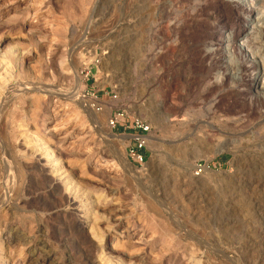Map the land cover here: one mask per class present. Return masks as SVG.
Returning <instances> with one entry per match:
<instances>
[{
    "label": "rangeland",
    "instance_id": "374dc122",
    "mask_svg": "<svg viewBox=\"0 0 264 264\" xmlns=\"http://www.w3.org/2000/svg\"><path fill=\"white\" fill-rule=\"evenodd\" d=\"M241 1L239 20L230 0H0V264H264V83L245 70L264 76V0ZM243 34L259 65L231 50ZM97 54L101 111L79 77ZM114 93L155 126L142 166Z\"/></svg>",
    "mask_w": 264,
    "mask_h": 264
},
{
    "label": "built area",
    "instance_id": "2783aa9c",
    "mask_svg": "<svg viewBox=\"0 0 264 264\" xmlns=\"http://www.w3.org/2000/svg\"><path fill=\"white\" fill-rule=\"evenodd\" d=\"M102 66V58L98 54L93 58L89 63H85L80 71L79 77L81 82L84 83V86L88 88L91 86V91H86L85 93L94 94V82L96 80V74L100 71ZM245 68L246 71H250V76L253 80L254 88H257L258 84L264 83V76L259 66ZM235 78H239V71H235ZM242 77V76H241ZM263 87H261L262 89ZM86 97V95H83ZM97 101L92 105L93 109L96 111H101L103 109V104L106 103V100L101 99L98 95H93ZM109 101L115 102L112 105L111 113L108 117V126L111 131L117 136H127V154L131 161L136 166L144 165L148 160V152L150 150L149 144L152 137V134L155 130V126L152 122L142 116H133L130 117L129 108L123 104L120 100V97L117 93H114L110 96Z\"/></svg>",
    "mask_w": 264,
    "mask_h": 264
},
{
    "label": "bare ground",
    "instance_id": "6f19581e",
    "mask_svg": "<svg viewBox=\"0 0 264 264\" xmlns=\"http://www.w3.org/2000/svg\"><path fill=\"white\" fill-rule=\"evenodd\" d=\"M226 5L229 6L230 10H232V11H234V13L238 14L239 20L243 18L241 11H245L247 9V6L245 5V3H243L241 0L240 1L230 0V3H226ZM229 35L230 34L224 35L223 39H218L216 44L221 45L225 40H227L229 38ZM246 36H247L246 34H243V36L240 37V39L243 40V41H241V43L233 42L231 44V50L234 53L243 55L245 61L259 65V63L261 61L259 59H257L255 54L248 49ZM225 43H226V41H225ZM78 87L80 88V80L79 79H78ZM60 124L61 123H56L57 126ZM62 125H63V123H62ZM51 149H52L51 147H49L47 144L43 143L42 147H39L40 151H38V152L40 154V158L44 159L46 168L47 167L49 168V174L51 175L53 182L57 185H60L63 188L64 192L68 194V199L70 201V205H72L75 209H79V210L82 209L83 210V213H82L83 215H81L83 218H89V217H90V219L94 218V216H93V214H91V212H92V208H93V203L97 202V198H95V195H90L88 192H84V193L79 195L75 191L74 181H73L72 177L70 176L69 171H68L69 170L68 166L66 165L67 161H63V159L61 158L63 153L57 152L58 154L56 155L54 153V151ZM72 192H73V194L74 193L75 194L72 195ZM120 219H121V217H120ZM117 220H119V217ZM84 223H86V221ZM89 228H90V231L94 230V224L92 222H91ZM108 250H110L109 252L111 254L117 253L114 246H112V248L110 247ZM35 260H36V262H38L37 264H45L44 262H47V260H49V255L48 254L40 255ZM49 264H53V262L49 261Z\"/></svg>",
    "mask_w": 264,
    "mask_h": 264
}]
</instances>
